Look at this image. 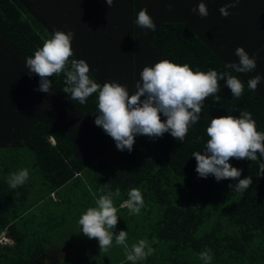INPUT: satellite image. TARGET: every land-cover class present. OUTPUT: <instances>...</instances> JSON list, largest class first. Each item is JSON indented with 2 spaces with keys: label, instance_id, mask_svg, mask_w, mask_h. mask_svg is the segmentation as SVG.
Segmentation results:
<instances>
[{
  "label": "trees",
  "instance_id": "trees-1",
  "mask_svg": "<svg viewBox=\"0 0 264 264\" xmlns=\"http://www.w3.org/2000/svg\"><path fill=\"white\" fill-rule=\"evenodd\" d=\"M145 1L114 0L108 8L106 0H0V149L30 151L32 170L40 177L38 184L34 177L12 189L8 184L12 172H0V233L7 231L15 242L0 247V264H72L65 257L69 237L60 231L72 201L67 203L70 199L64 200L58 190L72 183L76 195L81 191L79 176L89 181L97 199L104 194L102 188L120 189L114 206L126 212L134 230L154 249L143 264H205L198 258L205 248L213 255L210 264H264L260 161L229 160L242 169L240 179L252 177L249 189L237 192L228 186L238 180L199 177L192 156L204 151L211 118L248 111L257 131L264 132V79L255 91L247 84L257 74L264 78V0H239L227 18L218 9L233 0H154L152 7ZM200 2L209 10L205 18L191 11ZM141 8H147L155 31L135 24ZM54 29L74 33L70 59H84L90 77L101 85L116 82L134 94L145 66L169 60L188 64L193 71L229 72L244 84L243 94L232 97L221 79L218 103L212 96L205 99L199 121L190 126L183 143L169 133L155 139L138 135L131 152L119 151L94 123L97 93L85 104L71 100L62 91L63 73L50 78L52 93L36 90L39 77L27 73L25 58L42 47ZM237 47L255 56L253 71L237 73L224 67L238 63ZM32 184L37 185L34 192ZM132 188L141 190L144 207L139 215L128 216L122 206ZM54 193L61 201L59 208H46L48 214L42 208L34 210ZM231 201L233 205L219 215ZM208 221L211 229L197 236ZM75 253V264H97L91 255ZM122 263L107 257L103 264Z\"/></svg>",
  "mask_w": 264,
  "mask_h": 264
},
{
  "label": "clouds",
  "instance_id": "clouds-1",
  "mask_svg": "<svg viewBox=\"0 0 264 264\" xmlns=\"http://www.w3.org/2000/svg\"><path fill=\"white\" fill-rule=\"evenodd\" d=\"M114 0H106L111 7ZM239 0H233L221 6L218 11L224 18L231 13L230 8L236 7ZM171 9V4H169ZM201 18L209 15L204 2L191 9ZM135 24L141 29L155 31L156 24L148 14L147 8H141L137 13ZM74 33L53 30L50 38L43 41L32 56L25 58L28 74L39 77L38 91L52 93V78L63 73L66 85L62 91L71 100L85 104L87 99L97 93V112L94 123L113 139L117 150L131 152L135 137L144 135L155 139L169 133L173 138L183 143L191 125L198 123L205 99L212 96L214 103L220 97V84L223 79L231 90L234 98L242 96L244 84L229 72L218 73L209 69L202 72L193 71L188 64L179 65L169 60H161L153 66H145L140 72V79L136 83V91L130 94L127 86L116 82L97 83L90 77V67L84 59H70L73 56L71 42ZM238 63L229 62L226 69H233L237 73H248L256 67L255 56L249 54L242 47L235 49ZM262 78L259 74L250 78L248 88L255 91ZM143 97V99H141ZM161 114L166 118L161 120ZM209 139L203 152H194L196 160L195 171L201 178L213 176L217 182L229 179L238 180L235 185L237 192H245L252 185V177L240 179L242 169L233 167L230 159L260 161L258 177L264 175V132L257 131L256 122L248 111H240L239 116H220L211 118L206 128ZM257 154L262 159H258ZM29 170L22 168L8 177L9 187L16 189L23 186L29 178ZM104 194L95 201V207H88L81 214L78 224L81 232L89 239L98 241L100 251L107 252L113 241L117 246H123L127 261L137 264L152 255L154 249L147 239H139L130 247L126 243L128 232L114 230L118 224L117 208L113 198L121 195L120 189L114 192L100 189ZM126 206L130 215H139L144 207V199L139 188H132L127 193ZM198 258L205 264H210L213 255L205 248L198 254Z\"/></svg>",
  "mask_w": 264,
  "mask_h": 264
},
{
  "label": "rangeland",
  "instance_id": "rangeland-1",
  "mask_svg": "<svg viewBox=\"0 0 264 264\" xmlns=\"http://www.w3.org/2000/svg\"><path fill=\"white\" fill-rule=\"evenodd\" d=\"M27 168L29 170V178H34L36 174L33 172V155L30 151L27 149H21V150H12V149H0V172L5 170H10L12 173L16 172L19 169ZM28 178V179H29ZM39 176L35 177V183H39ZM85 197L84 193L81 191H78L74 198H72V203H70V216L67 218V223L60 228V231L62 232V236L69 237V243L65 245L66 248V255L65 257L69 259V261L72 264H75V256H78V254L75 253V250L77 252L81 251L83 252L81 255H91L97 264H103L104 260L107 257H111V261H122L124 263L122 264H131L130 261H126L125 256V250L123 246H117L115 242L113 241V246L107 251H100L98 241L93 238L89 239L86 236H84L81 232V226L78 224V220L82 213L86 211L88 207H95V201L89 200L84 202ZM234 201H231L227 203L223 208H221L219 215L225 213L232 205ZM50 206V205H49ZM53 208L52 206H50ZM125 207V206H123ZM44 208H48L44 207ZM44 208L41 210L43 211ZM50 212H53L51 210ZM118 217V224L115 228V232L118 233L121 230L128 232V239L126 243L129 245V247L137 242L139 239H141V235L137 233L136 230H134V221L129 220L126 216V212L122 213L121 211H117ZM128 216L130 214L128 213ZM62 217H58V219H61ZM56 222V221H55ZM54 223V222H53ZM212 227V221H208L205 225H203L199 231L196 233L197 236H201L203 233L208 232ZM85 253V254H84ZM146 262V261H145ZM137 264H143L142 261H138Z\"/></svg>",
  "mask_w": 264,
  "mask_h": 264
},
{
  "label": "crops",
  "instance_id": "crops-1",
  "mask_svg": "<svg viewBox=\"0 0 264 264\" xmlns=\"http://www.w3.org/2000/svg\"><path fill=\"white\" fill-rule=\"evenodd\" d=\"M144 3H146L148 5V7H152V4H154V0H146ZM49 140L54 145V142L55 141L52 138H50ZM79 178H80L79 180L76 179L77 182H78L77 185L79 186L78 188L81 189V190H83L82 192H84V191L86 192V195H84V197H85L84 202L88 201L87 198L89 200L96 201L97 200V197L92 192L93 188L90 186L89 181L86 182L85 179L83 178V176H79ZM81 179H82V182L80 181ZM71 184L72 183H70L69 185H66L65 187H63V188H61V189L58 190L59 196L62 193V196L64 197V200L70 199L69 201H67V203H70L72 201V198H74V196H75V193H74V190L73 189H75L76 187H73V185H71ZM36 186L37 185L32 184V190H33L32 192H34V190H37L36 189ZM45 204H48V205L52 206L53 208H55V207H58L59 208L61 206V201H60L58 195H56V193H54V195H51L49 199L38 203L37 206L34 208V210L37 209V208H44V207H46V206H44ZM50 206H49V210L51 208ZM49 210H47L46 208H44V210L42 211V213H45L46 212V214H48Z\"/></svg>",
  "mask_w": 264,
  "mask_h": 264
},
{
  "label": "built area",
  "instance_id": "built-area-1",
  "mask_svg": "<svg viewBox=\"0 0 264 264\" xmlns=\"http://www.w3.org/2000/svg\"><path fill=\"white\" fill-rule=\"evenodd\" d=\"M14 242L9 238L7 231L0 233V247L13 246Z\"/></svg>",
  "mask_w": 264,
  "mask_h": 264
},
{
  "label": "bare ground",
  "instance_id": "bare-ground-1",
  "mask_svg": "<svg viewBox=\"0 0 264 264\" xmlns=\"http://www.w3.org/2000/svg\"><path fill=\"white\" fill-rule=\"evenodd\" d=\"M9 238H10V237H9ZM10 239H11V238H10ZM11 240L14 242V240H13V239H11ZM14 245H15V242H14ZM14 245H13V246H14ZM8 247H12V246H8Z\"/></svg>",
  "mask_w": 264,
  "mask_h": 264
}]
</instances>
